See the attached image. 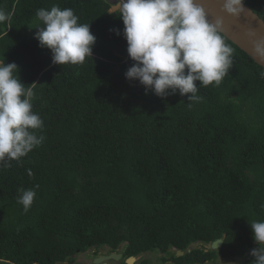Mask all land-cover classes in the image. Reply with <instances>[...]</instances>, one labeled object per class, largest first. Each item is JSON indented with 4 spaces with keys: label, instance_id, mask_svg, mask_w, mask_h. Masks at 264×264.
<instances>
[{
    "label": "trees",
    "instance_id": "1",
    "mask_svg": "<svg viewBox=\"0 0 264 264\" xmlns=\"http://www.w3.org/2000/svg\"><path fill=\"white\" fill-rule=\"evenodd\" d=\"M244 4L264 21V0ZM54 5L90 24L96 40L83 64H54L34 38L37 10ZM110 6L0 0L12 17L0 24V63H15L34 91L44 136L0 163V264H76L78 253L105 246L123 258L158 251L176 264H252L249 223L264 220V68L223 35L233 66L219 86L197 82L202 100L145 94L125 77L135 62ZM36 185L24 212L18 189ZM217 238L219 248L204 247Z\"/></svg>",
    "mask_w": 264,
    "mask_h": 264
},
{
    "label": "clouds",
    "instance_id": "2",
    "mask_svg": "<svg viewBox=\"0 0 264 264\" xmlns=\"http://www.w3.org/2000/svg\"><path fill=\"white\" fill-rule=\"evenodd\" d=\"M107 2L111 4L107 12L123 21L127 53L135 62L125 77L144 86L145 94L151 92L161 98L177 92L181 96L190 94L191 106L190 102L203 99L197 95L199 86H219L229 74L233 49L222 34L223 17L210 19L204 0ZM217 2L222 12L235 19L247 13L244 0ZM36 16L42 26L36 28L34 38L40 47L50 49L54 64H83L86 57H92L96 37L90 31V24L79 22L73 9L54 5L50 10L38 9ZM11 18L9 12L0 8V24ZM117 35H120L118 30ZM254 49L264 55V37L255 41ZM17 72L15 63H0V163L19 161L44 140L43 135L36 133L43 128V120L33 111L35 93L17 78ZM38 187L18 189L17 202L24 212L30 210ZM249 224L258 245L250 252L254 257L252 264H264V220ZM222 241L219 239L215 244ZM108 253L107 249L104 254Z\"/></svg>",
    "mask_w": 264,
    "mask_h": 264
},
{
    "label": "water",
    "instance_id": "3",
    "mask_svg": "<svg viewBox=\"0 0 264 264\" xmlns=\"http://www.w3.org/2000/svg\"><path fill=\"white\" fill-rule=\"evenodd\" d=\"M204 6L207 8L210 19L223 17V35L234 43L237 47L246 52L257 64L264 68V55L258 53L254 49V43L261 37H264V21L255 13L250 7L244 4L247 13L241 15L240 19H235L222 12L220 4L217 0H204ZM219 239L217 238L211 242H207L206 246L209 249H217L222 242L215 244ZM183 251L176 250V255H182ZM122 253L113 251L108 254H100L94 258L96 264H106L105 261L110 259H119ZM126 263L132 264L135 261V256H128L125 258Z\"/></svg>",
    "mask_w": 264,
    "mask_h": 264
},
{
    "label": "rangeland",
    "instance_id": "4",
    "mask_svg": "<svg viewBox=\"0 0 264 264\" xmlns=\"http://www.w3.org/2000/svg\"><path fill=\"white\" fill-rule=\"evenodd\" d=\"M191 247H202L199 243H194L191 245ZM204 247L207 248L205 245ZM100 251L96 252L97 250H87L86 252L78 253L75 255V263L76 264H96L94 263V258L96 255H100L103 253H106V247H101L99 249ZM120 248L117 250L119 251ZM173 250V249H171ZM251 250L246 252V254H250ZM96 253V254H95ZM245 254V255H246ZM166 254L158 252V251H148V252H143L135 256V261L132 264H176L173 263L172 261H161V257ZM242 261V258L236 257L234 259H224L221 257H217L214 261L212 262H204V263H199V264H227L230 262L233 263H239ZM106 264H128L125 261V258L120 257L119 259H110L105 261Z\"/></svg>",
    "mask_w": 264,
    "mask_h": 264
}]
</instances>
